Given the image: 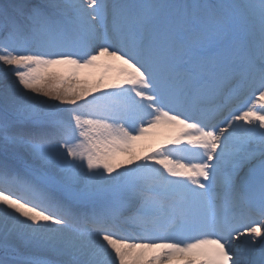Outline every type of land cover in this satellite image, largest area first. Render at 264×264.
I'll list each match as a JSON object with an SVG mask.
<instances>
[{"label": "snow or ice", "instance_id": "snow-or-ice-1", "mask_svg": "<svg viewBox=\"0 0 264 264\" xmlns=\"http://www.w3.org/2000/svg\"><path fill=\"white\" fill-rule=\"evenodd\" d=\"M0 264H264V0H0Z\"/></svg>", "mask_w": 264, "mask_h": 264}, {"label": "rangeland", "instance_id": "rangeland-1", "mask_svg": "<svg viewBox=\"0 0 264 264\" xmlns=\"http://www.w3.org/2000/svg\"><path fill=\"white\" fill-rule=\"evenodd\" d=\"M165 138H166V134L158 133L157 135L140 142L137 145V151L138 152H143V151L148 150V149H150L152 147H155L159 143H161Z\"/></svg>", "mask_w": 264, "mask_h": 264}]
</instances>
